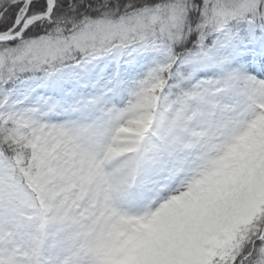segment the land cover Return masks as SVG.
<instances>
[{
  "label": "rangeland",
  "instance_id": "1",
  "mask_svg": "<svg viewBox=\"0 0 264 264\" xmlns=\"http://www.w3.org/2000/svg\"><path fill=\"white\" fill-rule=\"evenodd\" d=\"M60 3L69 16L72 13L68 9L75 8L78 18L81 2H70L67 7H63L62 0ZM63 26L72 27L67 21ZM36 33L39 34L40 29ZM137 46L138 43L127 44L122 33L113 34L111 28L102 27L85 33L77 41L68 42L67 46L63 43L42 44L17 62L26 67L39 65L40 68L25 71L22 75L17 73L20 81L35 77L39 83L46 72H55L53 78L65 82L66 92L74 93V88L83 86L80 83L91 82L87 94L102 95L108 103L97 105L94 112L105 125V131L95 145L81 135L78 138V130L84 135L89 132L83 126L91 121L75 110L70 115L57 114V111L42 120L37 128L28 123L19 125L29 135L27 145L32 151V160L28 161L26 168L21 161L17 165L14 178L16 197L7 218L20 224L19 232L16 234L0 216V255L10 252L14 264H29L26 256L37 252L43 254V251L49 264H151L152 250L161 245L158 236L142 241L140 245L135 241L136 260L121 259V253L111 248L105 223L118 221L130 235L136 223H146L164 210L166 215L175 219L185 216L188 221L194 220L202 231L206 222L209 228L213 221L219 223L223 210L244 196L242 191L247 178L260 181L262 186L257 193H264V106L258 102L250 108L244 101L221 97L215 107L192 106L178 114L158 89L145 91L138 100L135 96L130 97L128 91L134 90L132 80L141 77L150 59L148 54L134 51ZM85 60L88 62L75 66ZM0 67L7 71L16 64L9 60ZM116 72L126 84L113 94L108 80ZM20 81L17 84L25 87ZM39 91L43 93V88ZM172 92L175 93V89ZM46 95L51 96L52 91ZM153 96L157 99L153 100ZM86 99L88 104L89 97ZM130 100L133 101L131 105ZM142 112L153 121L149 133L145 131L139 138L142 163L134 172L142 174L139 178L143 181L120 199L109 189L100 191V203L91 209V215L82 224L85 230L78 238L70 240L68 234L58 232L51 238L50 245L40 244L36 220L57 207L60 215H68L76 201L75 196H80L84 190V180L101 181L106 177L103 154L118 147L121 131H128ZM66 121L72 122L77 131L50 127ZM172 145L188 152L202 149L203 158L192 166L191 172L180 169L181 172L173 170L171 173L176 155L171 151ZM57 150L70 157L79 155L84 171L81 173V169L64 164ZM152 176L163 178L152 184L147 182ZM67 190L71 193H66ZM45 261L40 260V264Z\"/></svg>",
  "mask_w": 264,
  "mask_h": 264
},
{
  "label": "snow or ice",
  "instance_id": "2",
  "mask_svg": "<svg viewBox=\"0 0 264 264\" xmlns=\"http://www.w3.org/2000/svg\"><path fill=\"white\" fill-rule=\"evenodd\" d=\"M68 12L72 15L60 0H0V65L9 60L16 64L7 71L0 67V216L5 221L16 197L19 136L25 131L19 125L37 128L58 110H77L83 102L65 91V82L53 79L55 72H46L39 83L35 77L20 81L17 73L40 68L17 62L42 44L67 46L85 33L108 27L113 34L122 33L127 44L138 43L133 50L150 57L141 77L132 80L130 97L138 100L145 91L158 89L178 114L192 106L215 107L221 97L244 101L250 108L258 102L264 106V0H163L127 5L118 16L105 11L77 18L75 8ZM66 21L71 30L63 27ZM182 45L183 51L177 52ZM108 83L115 94L126 81L116 72ZM41 88L52 95H44ZM91 102L108 103L102 95ZM50 127L74 130L68 121ZM83 127L98 137L105 131L102 118ZM192 253L190 264H264V193L245 194L223 210L219 223L213 221L209 228L206 222ZM0 264H14L10 252L0 255Z\"/></svg>",
  "mask_w": 264,
  "mask_h": 264
},
{
  "label": "bare ground",
  "instance_id": "3",
  "mask_svg": "<svg viewBox=\"0 0 264 264\" xmlns=\"http://www.w3.org/2000/svg\"><path fill=\"white\" fill-rule=\"evenodd\" d=\"M53 79L56 80V78ZM80 84L83 86L78 89L74 88V96L72 98L81 99L83 102L78 105L75 111L80 112L79 115L87 121L100 120L94 114L97 104L91 102V98L96 95L87 94L91 90L89 87L91 86V82H87L85 85ZM48 91L50 89L43 88L44 95ZM105 95L107 96L109 93ZM87 96L89 97L88 104L86 103ZM72 111L58 110L57 114L70 115ZM143 114V112L140 113L137 117L138 121L135 124L131 123L128 131H121L120 138L122 139L118 147L111 152L103 154L105 166L107 167L106 177L101 179V181L85 179L82 188L84 190L86 189V191L83 190L80 196H75L76 201L68 215H60L57 207L53 210L46 211L40 215L38 221L36 220L37 224L35 226L39 234L40 244L50 245L51 238L57 235L58 232L68 234L70 240L78 238L85 230V225L82 224L91 215V209L100 203V191L109 189L114 192L115 197L120 199L128 196L133 189L138 187V183L143 181L139 178L142 174L137 175V172H134L135 169L139 170L142 163L139 138L143 137L141 133L145 131L149 133L153 124V121ZM76 131L77 129L75 127L73 132ZM78 134V138L82 136L89 141L88 143L93 145L97 144L100 140V136L98 137L90 131L84 135L83 131L80 132L78 130ZM173 145L171 146V151H175L176 155L172 161L171 173L173 170L180 171V169H185V173L191 172L192 166L203 158L204 150L202 149L188 152L177 149ZM57 152L60 154L61 161L64 164L81 169V173L84 171L85 167L79 155L70 157L62 150H57ZM134 175H137V177ZM161 178L163 176H160L159 179ZM159 179L152 176L151 179H147V182L155 184ZM244 182L245 188L242 191V196L245 194H256L262 186L260 181L254 180L252 177L247 178ZM66 193L69 194L71 192L67 190ZM110 215L113 216L112 213ZM149 220L146 223H136L134 228L131 229L130 235L125 233V229L118 221L113 220L110 224L106 222L105 228L107 231L105 234L110 237L111 248L121 253V259H129L134 256L137 250L135 241H138L140 245L142 241L158 236L161 245L156 246L155 250H152L150 254L151 264H188L193 254V243L199 237L201 226L194 220L188 221L185 216H180L175 219L166 215L164 210H160ZM6 223L11 225L16 234L19 232L20 224H17V221L9 219ZM39 242L36 244H39ZM158 249H160L159 253ZM45 257L46 254L44 256V251L43 254L37 252L30 257L26 256V261L29 264H40V260L45 261ZM45 264L49 263L45 261Z\"/></svg>",
  "mask_w": 264,
  "mask_h": 264
},
{
  "label": "trees",
  "instance_id": "4",
  "mask_svg": "<svg viewBox=\"0 0 264 264\" xmlns=\"http://www.w3.org/2000/svg\"><path fill=\"white\" fill-rule=\"evenodd\" d=\"M75 1L81 2V10L79 11V14L87 13L89 15H96L97 12L107 11L115 14V16H118L121 12H123L127 5H131L132 7H140L144 4L151 5L163 2V0H62L63 7H67L70 2L75 3ZM44 30L46 31V28ZM192 39H194V36ZM187 46H191V40H189ZM183 47V45L178 47L177 52H182ZM28 137L29 135L26 133V131H23L19 136V161H21V165L25 166V168L28 161L32 160V151L27 145Z\"/></svg>",
  "mask_w": 264,
  "mask_h": 264
}]
</instances>
